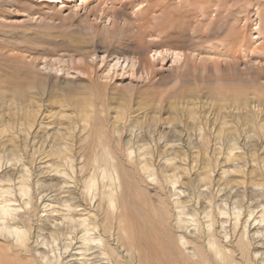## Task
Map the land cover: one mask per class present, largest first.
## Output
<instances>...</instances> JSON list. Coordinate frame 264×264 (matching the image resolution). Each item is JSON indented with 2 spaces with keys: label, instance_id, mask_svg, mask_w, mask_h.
<instances>
[{
  "label": "bare ground",
  "instance_id": "obj_1",
  "mask_svg": "<svg viewBox=\"0 0 264 264\" xmlns=\"http://www.w3.org/2000/svg\"><path fill=\"white\" fill-rule=\"evenodd\" d=\"M56 1L64 5L66 3L69 9L77 8V0ZM125 1L127 2L82 0L80 6L83 5L88 12L86 19H89V16L95 19L93 22L90 21L88 27L85 25V28L94 33L98 31L100 36L104 35L106 41L98 39L96 45L99 43L101 45L96 48L93 46L83 55L61 54L56 58H43L33 66L36 73L34 72L31 81L28 75H24L11 86L9 99L3 100L0 96L1 136L8 133L13 138L15 135L11 133V124L16 123H27L23 133L28 136L34 131L35 133L46 131L45 128H41V124L48 120L66 121L69 118L83 120L82 137L78 142L84 139L79 144L80 148L86 150L92 139L94 147L105 153L102 155L103 158H100V162L104 164V169L100 173L91 174V177L80 181L79 185L78 182L73 183V191H68L67 197L60 196L53 200L48 197L49 193L64 188L59 181L60 178L55 176H66L68 175L66 169H73L71 160L68 161L66 158L70 157V144L61 151L60 144L56 143L55 148L46 153L47 158L51 160L46 159L47 162H44L45 156L43 161L36 163L33 155L23 158L18 153L4 160L0 159V264H264V244L259 243L260 239L264 238L262 234L264 229L260 228L261 225L264 227L263 190H252L247 195L246 192L234 193L235 187H228V180L225 186L222 184L226 188L220 185L222 188L218 191L206 188V192H202L199 187H195L194 191L192 189L191 199L195 197L197 203L203 201L200 208L188 212L186 201L179 197L180 194L184 196L182 189L175 200L170 201L166 197L168 193L166 186L170 185L176 196V190L178 191L176 185L182 181H177V175H172L175 180L174 177L171 180L165 174L158 176L146 161H131L140 167L142 175L150 178L149 181H140V185L148 187L154 185L156 190L160 188L162 192L167 188V191L162 193L163 206L157 207L149 201L146 204L144 199L143 204L150 212L147 210L142 212L149 215L146 221L139 224L140 226L135 227L136 222L127 220L125 217L127 214L123 215L124 210L128 208L133 214L135 211L141 212L143 204L141 200L136 205L135 200H138L135 196L134 204L130 205L128 197L131 187L126 184L124 180L126 177L122 178V174L114 165L113 157L108 152L110 143H119L113 136L117 137L120 131L128 130L131 133V144H118L120 149L128 147L125 150L130 155L131 149L140 150L142 147H150L152 143L154 144L152 149L170 148L174 151L186 145L190 147L199 145L205 149L215 145L226 147V153H222L221 156L224 154V165L229 162L232 167L228 165L226 169L223 163L220 165L217 160L214 163L215 158L212 160L210 157L206 169L199 170L203 171L200 174L201 181L209 182L212 181L209 174L214 173L213 171H217L216 174L220 175V178L229 176L231 172H242L243 166L239 164L241 157L233 153L238 149L237 146L245 143L247 139L237 142L236 137L244 131L241 127L249 123L256 139H261L264 129L258 122L264 100L257 92L253 98L250 96L239 98L235 92L224 98L216 94L212 112H217L223 118L220 123L213 122L210 128L205 126L199 129L201 133L194 132L193 124L196 123L195 117H199L196 113H203L206 105L197 96L187 99L190 90L183 88L178 89L177 95L165 98L166 101L159 99L151 104L138 102L134 107L132 105V108H128L122 102L116 107H100L98 104L100 98L111 97L113 92L118 90L124 92L122 101L125 104L128 105L136 99L138 101L141 90L154 86L158 72L169 62L174 64V67L166 69V72L169 77L176 78V81L179 71L192 69L197 72L198 68H206L211 59L215 60L214 57L216 61L213 71L217 77L222 75L223 70L233 66L247 79L255 78L252 76H256L260 71L264 72L262 66L264 58L260 57L261 54H253L251 46L254 44L247 37L245 29L229 36L224 46L223 43L220 44L222 48H216L217 53L214 46L208 47L207 59L202 57V50L186 49L183 41H178L180 34L174 33L177 29L185 31L186 34L191 27L204 24L206 19L209 21L208 24L213 25L221 16L220 10L224 12L228 9L225 0L221 4L218 2L222 0L213 3L218 9L216 13H205V7L201 6L203 2L198 3L196 10L186 11L191 4L184 3L183 0H176L180 3L179 7L172 2L174 0H156L157 3L155 0ZM201 10L203 13H200ZM213 13L216 14L214 17L211 15ZM202 17L205 18L204 21L200 20ZM31 18L34 19L33 16ZM98 20L102 22L101 26L95 25ZM0 21H5V18L0 16ZM107 21L109 24L105 25ZM184 34L181 37L190 43L191 38L185 37ZM108 41H113L114 46L108 45ZM117 46L123 48L117 49ZM240 60L242 66L239 64L241 62H237ZM225 61L231 63H226L223 67L222 62ZM188 76L189 74L186 75ZM201 77L203 76H198ZM90 85L104 94L95 95L89 88ZM54 91L61 102L55 109L49 107L43 99ZM36 93H39L40 100L36 98L37 100L32 102L30 98ZM255 99L259 100L257 104L254 103ZM177 100H180V103ZM166 109L170 116L176 114L184 118L188 114L187 119L190 123H184L183 119L166 121L161 113ZM227 111L246 112L229 121ZM139 116L146 119L147 126L136 134V131L141 129L140 122H137L141 119ZM104 118H117L115 122H121L115 127L112 126L108 133L113 136L110 135L109 140L106 131L99 135L94 125H86V119ZM127 120L130 122H126ZM31 125L34 127H30ZM99 131L102 133L101 129ZM192 131L196 138H192L193 134L190 133ZM146 135L152 136L155 140L145 144ZM214 151L215 149L213 153ZM11 153H14V150ZM2 155L0 152V157ZM212 155L216 157V154ZM260 170L256 168L253 171L259 173ZM50 174H53L52 180H48L51 179ZM160 189L157 191L160 192ZM16 191L17 195L19 194L18 200L14 202L16 198L9 197L11 200L14 199L12 202L7 196H11L13 192L16 194ZM157 210L164 213L159 212L160 217L164 216L163 221L157 216ZM198 213L202 215L201 221L195 217ZM132 217L134 218V215ZM187 219L194 228L196 227L193 232L184 231L189 227ZM218 229L222 230L223 238L218 235ZM73 241H79L80 244L75 247Z\"/></svg>",
  "mask_w": 264,
  "mask_h": 264
},
{
  "label": "rangeland",
  "instance_id": "obj_2",
  "mask_svg": "<svg viewBox=\"0 0 264 264\" xmlns=\"http://www.w3.org/2000/svg\"><path fill=\"white\" fill-rule=\"evenodd\" d=\"M77 1H78L77 8L71 7L69 9V6H67L66 3L65 6L64 4L58 3L56 0H0V16L5 18V21H0V96L3 100H7L10 98L11 86L15 85V83H17V81L20 80L21 77H23L24 75H28L29 81H31V78L35 72L33 66L36 65L37 62L42 61L43 58L44 59L46 58L49 59L50 57L56 58L61 54H66V55L73 54L78 56L77 53H79L80 55H83L84 52H87L88 50L93 48V46L94 48H96L97 46L101 45V43L96 45V41L98 39L101 41L105 40V37H103L104 35L100 36V34H98V31L97 33H94L93 31L87 30L85 28V25L88 27L90 21L93 22L95 21V19L90 16L88 17L89 19H86L88 12L86 9H84L83 5L80 6L82 0H77ZM121 2L125 3L127 1L121 0ZM172 2L174 4L176 3L175 4L176 6L178 7L180 6V3H178V1L174 0ZM183 2L184 3L189 2V4H191L190 5L191 7H188L187 9H185L184 7L186 11L189 9L196 10V8H198V3L200 2L204 3L201 6L205 7L204 9L206 10L205 13L206 12L216 13L218 10L216 7L213 6V3H217L218 0H183ZM222 2H224V0L219 1L218 3L221 4ZM224 3H227L228 9L224 12L220 10L221 16H219V18L213 23V25L208 24L209 21H207L206 19V22L204 24L198 27H191L186 34H184L185 31H181L180 29L174 31V33L180 34V39H178V41L180 42L183 41L182 43L184 44L186 49L194 48L197 50H202L203 52L202 57L207 59L206 49L208 47L214 46V50L217 53L216 48L217 47L222 48L220 44L223 43L222 45L224 46L229 36L234 35L240 31L242 32L245 29L244 31L245 33H247L248 35L247 37L252 42V44H254V46L252 45L253 47L251 46L253 54L254 55L261 54L260 57L264 58V35H263L264 34V0H225ZM78 6L80 7L78 8ZM208 7H212V8L210 9ZM154 10L158 11L157 8H154ZM200 13H203L202 10L200 11ZM215 13L211 15L214 17L216 15ZM32 16L34 17V19L31 18ZM204 19H205L204 17L200 18V20L202 21H204ZM101 24L102 22L98 20L95 25L101 26ZM104 24L105 25L109 24V21L105 22ZM154 24L155 21L152 22L153 26ZM182 34H184L185 37H190L191 42L189 43L185 39H183L181 37ZM107 44L110 45L111 47L114 46L113 41H108ZM119 47L121 49L123 48L122 46H117L116 48L119 49ZM29 58L31 59L29 60ZM32 59H34V61ZM214 59L215 60L211 59L208 62L206 68H198L197 72L192 71V69L190 71H184V70L179 71L177 81L176 78L169 77V74H167L166 72V69H169L171 66L172 68L174 67L173 66L174 64L172 65L171 62H169L166 66L164 65L162 71L158 72L156 76L157 80L154 86L146 87V89L141 90L142 91L141 94L138 95L140 97L138 101L136 99L134 100V102L129 103L128 105L125 104L122 101L124 99L123 97L124 92L123 91L120 92V90H118V91H114L111 97H108L106 95L107 96L106 98L103 99L100 98L98 104L100 105V107L103 106L116 107L119 105V103L122 102V104L126 105L128 108L130 107L132 108V105L134 107V105L138 102H140L141 104H145V103L151 104L152 102L154 101L156 102V100L159 99L166 101L165 98L168 99V97L177 95L178 89L183 88L184 90L185 89L190 90V94H189L190 96L187 99L193 96H197L200 99H202V101L206 105V108H204V110L202 111L203 113H196L199 114V117H195L196 123L193 124L194 132L199 131V133H201V130L199 129L204 128L205 126L210 128L213 122L220 123L221 119L223 118V116L218 114L217 112H212V108H214L213 105L215 104L216 94H219L224 98L228 95L230 96L231 93L235 92V94H237L239 98H244V96H250L251 98H253L252 96L257 92V95L260 97L262 96V100H264V72L260 71L258 72V74L256 73V76L251 75L252 77L255 78L251 77L252 79L250 78L247 79L244 74L240 73V70L238 68L233 66L232 68H226L225 70H223L222 75L224 77H222V75L220 77H217L213 71L216 57H214ZM33 62L34 64H31ZM237 62L239 63L241 62V60ZM226 63H231V62L229 61H225V63L222 62L223 67ZM262 63H263L262 66H264V61ZM239 64L242 66V62ZM188 74L189 76L186 77V75ZM198 76H203V77L198 78ZM89 88L97 96L104 94L100 91H97V88L94 89L93 85H90ZM38 94L39 93L33 95L34 97L31 96L33 97L30 98L32 99V102H35L37 99H39ZM56 96L57 93L56 91H54V93L50 94L48 97L45 96L46 99L45 98L43 99L45 103L49 104V107H53V109H55L58 107V104L61 103L60 99L57 98ZM177 102L180 103V100H177ZM258 102H259L258 99L254 100V103L257 104ZM235 105H239V104H235ZM136 108L138 109L139 107ZM260 111H261V117L259 118L258 122H260L259 125H262L264 128V106H262V110ZM227 112H229L228 120L232 121L236 117H239V115H243L246 111H227ZM161 113L168 122H174L179 119H183L184 123L187 124L190 123V120L187 119L188 114L184 118L182 115H176V114L170 116L169 113L167 112V109L166 111ZM230 116L233 117L230 118ZM139 117L142 120L140 119L137 122H140L141 129L136 131V134H139V132L144 128H146L147 126L146 119L142 116ZM115 119L117 118L86 119L87 120L86 125H94L95 129L100 135L103 134L105 131L106 133H108L109 131H111L112 126L115 127L121 123V122H115ZM82 122L83 120H71L70 118L66 121L48 120L47 122H42L41 124V128H45L46 131L37 132V133H35L34 131L31 133V135L28 136L25 135V133H23L24 127L25 125H27V123L11 124L12 126L11 133L14 134L15 136L13 135L14 137L12 138L11 135H9L8 133L5 134L7 137L0 135L1 137L0 152H2L4 155V156L2 155L0 159L4 160L6 159V157H10L18 153L19 155H22L23 158H27L28 156L33 155L34 156L33 159L35 160L36 163H38V161L41 160L43 161L44 156H45V160L48 159L49 161H51L49 158H47L46 153L52 151V149L55 148L56 143L60 144L61 151L65 148L66 145L70 144L71 154L69 153L70 157L69 158L66 157V158L68 161L71 160L73 169L70 170L66 169L68 171L67 173L68 175L66 176H62V177L55 176L58 179L60 178L59 181L62 182L61 184L62 187L64 188L61 189L58 188V190L52 192L53 194L51 193L52 196L50 193L48 196L50 197V200L58 199L60 198V196L61 198L67 197L68 191L70 192L73 191L72 190L74 188V186L72 185L73 183L76 184L78 182L77 184L79 185L81 183L80 181H82L86 177H91V174L95 172L100 173V171L104 169V164L100 162L101 161L100 158H103L102 155H104L105 153L103 152V150L96 149L94 147L92 139L86 150H82L79 146L80 142L84 139L82 138L78 142V139L82 137V132H81ZM126 122H130V121L127 120ZM33 125H31L30 127L33 128L34 127ZM166 127H170V126H166ZM241 128L242 131L243 130L244 131L243 133H240L236 137L238 138L237 142L244 141L245 138L247 139L245 140V143L243 142L244 144L242 143V145L241 144L238 145L237 146L238 149L236 151L234 150L233 153L241 157L239 164L243 166L242 172H231L229 176L220 178L219 177L220 175H217L218 174L217 171H213L214 173L209 174L211 175L210 178H212V181L210 180L211 186L208 184L210 181L209 182L201 181L202 176H200V174L203 173V171L201 172L199 170L206 169L208 159H210V157L212 160H214L215 158L214 163H216V160L217 162H219V164L223 163L222 165L223 167L225 166L226 169L228 168V165L229 167H232L231 166L232 164H230L229 162L228 164L225 163L224 165L223 157L224 154L226 153V149H225L226 147L223 146L219 147V145L214 144L215 146H211L213 148L209 147L208 149H205L199 145L193 147L186 145L175 151L170 148L152 149L154 145L152 141H154L155 139L150 135H146L144 139L145 141L144 143L145 144L152 143V145L150 147H142L140 150H135V148L131 150L129 149L131 152L130 155V153L129 152L127 153L125 150L128 147H122V149L118 147V144H125V143L131 144L130 143L131 133L128 132V130H122L120 131V134L117 137L113 136V134L111 133L110 134L108 133L107 140L110 139V135L115 137L117 140H119L118 144H114V143L109 144L110 148L108 149V152L110 153L111 157H113L114 165L117 166L119 172L122 174V178L125 176L126 178L124 180H126V184L131 187V189H129L130 197H128L130 199L129 200L130 205L131 203L134 204V199L137 198L138 201L135 200L136 205H138L139 201L141 202V200L143 204L144 203L143 201H145L144 199H146L145 202L146 204L150 202V204L152 203L155 204L156 206L157 205L163 206L164 195L162 193L167 191V188H168V193H166V197L169 198L170 201L175 200L178 197L177 195L179 194V190L182 189V191H184V196L183 194L182 195L180 194L179 197L183 199L184 202L186 201L185 202L186 204L185 203L184 204L187 206L188 212H193L194 209L201 207L200 204L203 201L202 200L200 203H197L195 197H192L193 199H191L192 196L191 192L192 189L194 191L195 187L196 188L199 187V190H201L202 192H206L207 189H214L215 191H218L222 187L226 188L224 186L228 180V187L229 186L235 187V188L233 187L234 193L246 192L247 195V193L249 194L250 192H252V190L264 191V132H263L264 129H262L261 139H256L253 134V129H250L252 127L249 123H247L244 127ZM100 129L102 130V133L99 131ZM194 132L193 131L190 132L191 134H193L192 138H196ZM136 134L133 135L136 136ZM214 149H215L214 151L215 153H213ZM222 149L225 152H222L223 151ZM12 150H14V153H11ZM222 153H224L223 157L221 156ZM212 154H216L217 159L215 156L213 157ZM114 159L117 161H114ZM45 160L44 162H47V160L46 161ZM138 160H143V162L146 161L148 165L151 167V170L156 172L157 175L165 174V176H167L168 178L170 177L171 180L172 177H174L172 175H177V181L179 180L180 182L182 180L183 182L181 181L180 183H184V184L182 185L178 182L179 184L176 185V187L178 188V191L176 190V196L174 195V191L172 190L173 188L171 185H170L171 187L166 186L167 187L166 189L164 190L162 189L163 190L162 192L160 188H159L160 192L157 191L159 189L157 190L154 189V185H151V187H148L147 185L144 184L140 185L141 183L140 181L142 180L149 181L150 178L147 177L145 174L142 175L141 174L142 171L140 167L135 166L131 162V161L135 162ZM97 161H99L98 164H96ZM82 167H86V168H82ZM136 167H138L140 170L137 169ZM256 168H259V170L261 169L260 170L261 173L260 171L259 173H257L258 171H256L255 173V171L253 170H255ZM53 174H50L51 179L48 180H52ZM139 178L142 179L140 180ZM218 179H220V181ZM64 180L66 186H64L65 185ZM133 187L136 189L134 190ZM13 193L14 195H12ZM13 193L11 194V196L9 195L7 197L8 198L15 197L16 198V199L14 198L15 200L14 199L11 200V198L9 199L12 202L13 200L14 202H16L18 200L19 194L17 195V191L16 194L15 192ZM60 193L61 195H59ZM160 195H162V197ZM131 196L133 198H131ZM240 200H242L241 197ZM155 205L154 207H156ZM142 206H143V210L139 213L135 211L133 214L132 211H130L131 209L129 208L127 210H124L125 214L123 215L125 216L127 214L125 216L127 220H134L136 222L135 227L140 226L142 222L146 221V218H148L149 213L144 214L142 212H145L146 210L150 212L149 211L150 209L146 208V205L144 204ZM159 212L161 213L162 211L157 210L156 212L158 213L157 216H159L160 219L162 218L161 220L163 221L164 216L161 215L162 217H160ZM162 214L164 213L162 212ZM133 215L134 218L133 217L131 218V216ZM201 216L202 215H200L199 213L195 215V217L199 218L200 221H201ZM187 221H188L187 225L189 227L184 231H187L188 233L191 231L193 232V229H195L196 227L195 228L193 227L189 219H187ZM260 228H262V230L264 229L262 225L260 226ZM177 234L178 231H176V236ZM262 234L264 235V232ZM218 235L219 236L221 235L220 236L221 238L224 237L221 229H218ZM263 239L264 238H261L260 241L258 240L259 243L264 244ZM73 243L75 244V247L78 246V244H80L79 241H75V242L73 241Z\"/></svg>",
  "mask_w": 264,
  "mask_h": 264
}]
</instances>
